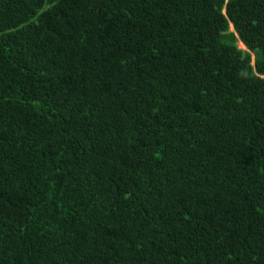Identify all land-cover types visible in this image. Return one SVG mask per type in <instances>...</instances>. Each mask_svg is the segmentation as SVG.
Wrapping results in <instances>:
<instances>
[{
	"label": "trees",
	"instance_id": "obj_1",
	"mask_svg": "<svg viewBox=\"0 0 264 264\" xmlns=\"http://www.w3.org/2000/svg\"><path fill=\"white\" fill-rule=\"evenodd\" d=\"M0 264H264V0H0Z\"/></svg>",
	"mask_w": 264,
	"mask_h": 264
},
{
	"label": "clouds",
	"instance_id": "obj_2",
	"mask_svg": "<svg viewBox=\"0 0 264 264\" xmlns=\"http://www.w3.org/2000/svg\"><path fill=\"white\" fill-rule=\"evenodd\" d=\"M223 12H224V10H223ZM229 29H232L230 32H232L233 31V26H232V24L231 23H229V25H228V30ZM239 43L238 44H240V45H242L243 46V48H244V50H245V47H244V45H243V43H241L239 40H237ZM239 48V47H238ZM243 50V49H242ZM253 56H252V63H253Z\"/></svg>",
	"mask_w": 264,
	"mask_h": 264
},
{
	"label": "rangeland",
	"instance_id": "obj_3",
	"mask_svg": "<svg viewBox=\"0 0 264 264\" xmlns=\"http://www.w3.org/2000/svg\"><path fill=\"white\" fill-rule=\"evenodd\" d=\"M232 29H229V31H231ZM238 47L240 48V49H243L244 50V48H242L241 46H240V44H238Z\"/></svg>",
	"mask_w": 264,
	"mask_h": 264
},
{
	"label": "bare ground",
	"instance_id": "obj_4",
	"mask_svg": "<svg viewBox=\"0 0 264 264\" xmlns=\"http://www.w3.org/2000/svg\"><path fill=\"white\" fill-rule=\"evenodd\" d=\"M242 48H243V46L242 45H240Z\"/></svg>",
	"mask_w": 264,
	"mask_h": 264
}]
</instances>
